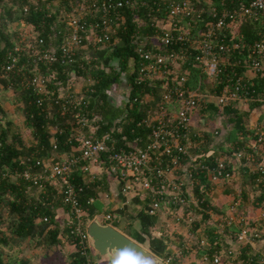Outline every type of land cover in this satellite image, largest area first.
I'll return each instance as SVG.
<instances>
[{
	"label": "built area",
	"instance_id": "1",
	"mask_svg": "<svg viewBox=\"0 0 264 264\" xmlns=\"http://www.w3.org/2000/svg\"><path fill=\"white\" fill-rule=\"evenodd\" d=\"M61 1L25 0L23 10L31 6L43 10V17L50 18L53 7ZM142 9L151 18L145 24L139 20ZM125 10L132 12L137 22L131 43L136 53L129 60L131 71L136 72L135 83L144 91L141 101L152 99V105L139 121L148 131L128 136L122 132L119 120H115L111 129L96 135L100 126L96 120L98 114L89 107L93 78L77 76L70 68L64 83L57 79V87L51 88L47 81L57 78L55 70L44 71L39 63L60 60L63 65L71 66L78 53L88 57L93 46L109 48L118 43L120 30L126 28ZM245 20L263 25L259 37L252 42L245 41L237 29V23ZM56 23L63 35L59 52L56 53L55 46L42 49L32 43L29 47L16 44L8 50L9 61L2 65L0 75L10 70L20 75L24 87L38 94L36 105L45 108L48 100L50 114L53 109L49 107L55 105L72 132L64 141L65 150L55 151L58 141L53 136L51 153L46 157L35 156L34 164L28 166H35V171L24 168L15 173L37 187L47 183L56 189V195L69 212L65 226L79 254V264H96L89 252L84 219L87 207L80 194L92 186L96 194L86 198V204L100 195L107 197L109 192L99 195L98 191L102 174L120 180L122 194L142 195L146 199L144 213L173 214L174 220L184 221L191 229L194 222H199L194 211L202 213L211 202V189L216 184L236 182V169L241 172L239 163L247 162L254 186L262 189L258 203L264 209L263 134L258 128L254 131L258 135L254 151L242 146L233 154L202 159L191 150L202 135L199 108L215 104L242 109L251 101L264 99V88L257 86L258 76L264 74V0H70L68 7H60ZM36 33L28 35L41 42ZM22 49L28 57L24 61L17 54ZM194 74L197 80L191 84ZM130 89L127 83L123 101L129 100ZM132 100L136 101L137 97ZM50 128L58 133L63 130L58 123ZM213 131L218 130L213 128ZM246 145L253 144L248 140ZM77 168L81 182L74 181ZM241 193L239 186L226 213L220 214L218 235L212 241L208 234L199 239V246L212 249L204 253L203 260L233 264V258H241L243 264H264V230L237 210L241 201L237 196ZM48 218L43 216V220ZM231 224L237 228L231 229ZM187 244L184 239L180 249L162 258V264H179L178 257L188 250ZM249 244L252 248L245 253Z\"/></svg>",
	"mask_w": 264,
	"mask_h": 264
},
{
	"label": "trees",
	"instance_id": "2",
	"mask_svg": "<svg viewBox=\"0 0 264 264\" xmlns=\"http://www.w3.org/2000/svg\"><path fill=\"white\" fill-rule=\"evenodd\" d=\"M25 0H0V74L2 72V65L9 61L8 50L13 48L16 44L21 47H29V44H34L35 47L40 46L42 49H48L50 46H55L56 53L60 51L59 46L62 42L63 35L58 32V24L56 19L58 17L60 7L63 5L68 7L70 0H62L53 7V15L43 17V10H35L29 6L27 11L23 10ZM218 2V0H214ZM69 9V8H68ZM140 11L139 20L141 23H148L150 17H147ZM126 15V28L119 32V42L109 46L107 60L108 65H102L96 58L82 56L83 52L78 53V57L71 66L63 65L60 60L53 61L52 63L40 62V67L44 71L51 72L55 70L57 78L47 81L48 87H57V79L62 82L68 78L69 69L71 68L77 76L92 77V96L90 97L89 107L94 109L98 114L96 119L100 124L96 135H100L106 130L111 129L115 120H119L122 126V132L128 136H133L137 133L148 131L143 125L139 123L141 118L145 115V110L149 106L148 103L141 101L142 93L140 86L135 83V71H131L129 59L131 56L136 57L132 41L134 40L133 30L136 27V19L134 14L125 10ZM20 20L24 23V27L20 26ZM16 23L18 27L23 30H13L11 24ZM55 24V26H50ZM147 26V24H146ZM263 25L260 22L245 20L237 23V29L242 37L247 42H252L259 37ZM121 29V28H120ZM39 31V32H38ZM22 32H37L39 40L34 41L29 35V42L26 38H22ZM36 38V37H35ZM18 56L21 57L20 61L27 60L25 50L17 51ZM89 58V59H88ZM117 63V68L115 66ZM122 71L126 72V79L131 85L128 92V101H122L121 105H114L108 98V90L112 83L119 81V76ZM193 78L197 80V74ZM257 86L259 89L264 88V74L258 76ZM0 88H10L13 93L14 101L20 105V110L24 115V121L30 133L33 136L32 143L27 145L24 143L22 133L16 128H12V118L4 109L3 101L0 98V264H27L20 259H12L11 257L3 258V253L9 250V244L20 245L26 238L35 240L36 246L51 247L57 244L60 239L57 233L60 231L55 222V206L59 205L60 197L56 195V189L52 185H46L42 188L37 187L24 176H17L15 172L22 171L24 168L35 171V166H28L30 163L34 164L35 156L46 157L51 153V139L53 136L58 141V148L55 151H63L65 147V139L72 134L69 127L65 125L64 118L56 111V106L51 105L49 109H53L52 113H48V100L45 101L44 106L36 105V98L38 94L30 87H24L21 83L20 75L14 71H8L6 75H0ZM154 89V88H152ZM149 90V89H148ZM41 96V95H40ZM137 97L136 101L132 98ZM262 100H254L249 103L247 109H239L236 105L220 107L215 104H210L206 107L198 109L197 113L206 117L210 115L215 119L216 116L225 115L226 123L225 130L221 129L218 132H204L201 135L200 145L204 149L203 156L207 151L210 153L204 157L207 159L214 157L212 151L218 147L220 153L233 154V152L242 146L246 149L254 151V143L258 135L254 132L255 129L248 128L245 124L250 116L257 114L260 110ZM56 114V115H55ZM261 116L264 114H260ZM69 116V115H67ZM228 121V122H227ZM60 124L63 127L61 133L50 128L51 124ZM199 124L201 122L199 121ZM54 131H53V130ZM219 133V134H216ZM219 135L221 139L216 138ZM203 139V140H202ZM217 139L218 144L215 143ZM219 139V140H218ZM250 140L253 145L247 147V141ZM215 154L216 151H215ZM218 155V154H217ZM255 159L256 156L254 155ZM245 159V158H242ZM254 159V161H255ZM31 168V169H30ZM242 170V169H241ZM14 172V174L12 173ZM74 181L81 182L82 177L80 171L75 169ZM251 185L254 182V176L250 177ZM260 190L261 187H260ZM96 194V189L92 186L86 188L81 194L80 199L84 203L87 210L84 214L85 222L89 223L92 218L99 212L96 205V199L92 203H85L86 198L90 195ZM247 191L244 189L242 197L247 198ZM215 209V206L213 205ZM48 216V220H43V216ZM209 216L205 214L204 219ZM254 223V222H253ZM214 223L207 225V230L215 228ZM64 231L70 236L68 228L65 226ZM73 241V238L70 236ZM245 246L244 252L247 251ZM202 252L203 249H199ZM212 249H209L210 253ZM243 253V255H245ZM169 254V250L164 256ZM75 263H80V257L75 251ZM193 264V262H191ZM71 264H74L72 260ZM195 264H216L210 260L195 262Z\"/></svg>",
	"mask_w": 264,
	"mask_h": 264
},
{
	"label": "crops",
	"instance_id": "3",
	"mask_svg": "<svg viewBox=\"0 0 264 264\" xmlns=\"http://www.w3.org/2000/svg\"><path fill=\"white\" fill-rule=\"evenodd\" d=\"M106 48V47H105ZM101 48H98V50ZM90 57V56H88ZM130 60V59H129ZM113 62V61H111ZM117 64V63H115ZM103 65V64H102ZM117 68V66H116ZM122 75H125L122 77ZM125 78V86L128 83L126 79V72L122 71L120 73L119 81L121 79V82H123ZM116 82V81H115ZM118 82V81H117ZM141 88V87H140ZM141 93L143 94L144 91L142 88L140 89ZM155 95L158 94L157 88H155ZM109 95V93H108ZM111 95V94H110ZM122 97L123 94L121 95V98H118V101H115V103H112L111 99L110 102L114 105H121L122 103ZM110 98V97H108ZM152 100V99H151ZM151 100L145 102L150 104L147 109L152 105ZM252 102V101H251ZM250 102V103H251ZM249 104H246L245 107H242L243 110L247 109ZM260 114H264V103L261 104L260 110L257 111V114L250 116L245 124L248 127H255V130L257 128L262 132L263 134V151H264V118L261 117ZM264 116V115H263ZM197 117V116H195ZM199 121L201 122V125H206L207 124V118L205 119L203 117L199 118ZM222 123L221 126L225 130V120H221ZM204 123V124H203ZM200 125V127H201ZM201 127V132H212L213 128H216L217 130H221L222 128L217 125V127ZM222 129V130H223ZM215 132V131H213ZM221 132V131H220ZM198 137V136H197ZM203 140V139H202ZM201 138L199 137L198 144L195 146H192L191 150L195 153L199 154V157L202 159H207V157H204L206 154L210 153V151H207L206 154L203 156L202 151L204 150L202 146L200 145ZM217 153V152H216ZM212 154L216 156L215 151H212ZM211 159V158H210ZM244 161V160H243ZM252 161V160H251ZM239 168L242 169L241 172L247 173V168L248 164L247 162H241L239 163ZM245 180V179H244ZM120 186L121 182L120 180L116 179L115 177H108L106 174H102V184L99 190V195L106 192H109V195L107 197L100 195L98 200L103 202L104 207V214H100L102 216L110 217L113 220L116 221V225L111 224L112 226L116 227L132 239L136 240L139 242L141 245H143L145 248L149 249L152 251L155 255L158 256V254L164 255L168 250L169 254L172 253L175 249H177L179 246L183 245V237L182 231L190 229V226H187L186 224L184 225V228L181 227V222L182 220H174L175 216L172 217L173 214H163L162 212H158L155 214H148L143 212V203L145 202V198H143L142 195L130 192L128 194H122L120 191ZM257 188V187H256ZM253 188V193L257 198H260V189L258 188ZM232 184H216L211 192V198L213 201L217 202L218 204L221 203L224 207H226V204L231 201L235 193H232ZM254 201V200H253ZM206 210L201 213L200 210H198L199 213H201V217H203L204 214L208 215L210 213V209L214 210L213 204L209 202V205L206 206ZM242 213L244 212V208L241 207L240 209ZM55 211V222H57V226L59 227V232L57 233L58 239L60 241L53 245L58 247L60 249V253L58 256L53 255L52 253H49L47 255H40L36 254L37 256L35 260H32L31 258L27 257H19L18 259L23 260L27 264H71L72 260L75 263V245L74 241L70 238V236L64 231V227L66 222L68 221L69 218V212L67 209L66 205H63L62 202H59V205L55 206L54 208ZM255 211L257 212L258 216H256V219H262V223H264V212L261 211L259 208H256ZM199 217V216H198ZM201 223L199 222H194V225H192L191 229H197V227ZM202 225V224H201ZM208 225V224H207ZM207 225L205 227L202 226V230H198V237L202 236L203 232L206 231ZM216 226V224H215ZM177 234V236L174 235V233ZM35 241V240H33ZM35 244V242H34ZM228 245V244H227ZM40 246V245H39ZM42 246V245H41ZM54 248V250L56 249ZM42 249L48 248L47 246L40 247ZM249 249L252 248V244H249L248 247ZM39 248H34L38 253L42 250ZM50 249V246H49ZM200 249H203L202 252H197L194 250L196 254H191L193 251H189L188 254L184 257L186 262H199V261H207L203 260L204 253H206L208 250V246L204 245L200 247ZM53 250V249H51ZM40 255V256H39ZM55 256V257H54ZM92 256V254H91ZM93 257V256H92ZM108 255H99L98 252L94 253V261L96 264H108ZM38 263H37V262ZM195 261V262H194ZM242 259H239V262H234L233 264H243ZM192 264V263H191Z\"/></svg>",
	"mask_w": 264,
	"mask_h": 264
},
{
	"label": "rangeland",
	"instance_id": "4",
	"mask_svg": "<svg viewBox=\"0 0 264 264\" xmlns=\"http://www.w3.org/2000/svg\"><path fill=\"white\" fill-rule=\"evenodd\" d=\"M19 23H20V26L21 27H24L22 25L23 23H22L21 20H20ZM10 26H11V28L13 30L14 29L15 30H17V29L23 30L22 28L18 27V24H16V23L11 24ZM28 34L29 33H27V32H22V38H26V36ZM98 48H101V49L98 50ZM109 50H110V48H107V47L105 48L103 45H101L99 47H98V45H96L95 47L93 46V48H91L89 50L88 54H89L90 58H96L97 60L100 59L99 62L101 64L108 65L107 64L108 63L107 57H108V51ZM112 60H113V58L111 59V61ZM123 76H125V75H122V77ZM195 81L196 80L193 77L190 78V83L191 84H195ZM77 85H78V83H77ZM123 89H126V86H125V78H124L123 82H121V79H120V81L114 82V83L111 84V86H110V88L108 90V93H109L108 97H110L109 99H111V100L114 99L113 101H111L112 103H115V101H118V98L120 99L121 98V95L122 94H125V91ZM126 93H127V90H126ZM0 98L3 101V106L5 107L4 109L8 112L9 116L12 118V123H13L12 124V128H14V129L16 128V130H18V131H20L22 133V136H23V139H24V143L27 142V145L28 144H31L32 143L33 136L30 133L29 128H27L26 125H25L24 115H23L22 111L20 110V107H19L20 105H18V103L14 101L12 90L10 88H0ZM261 117L264 118L263 115ZM206 118H207V124L206 125H201V127H204L203 129H205L206 127H217V125L222 128V126L220 124V123H222V121H221L222 119L225 120L224 122L226 123V119H225L226 117H225V115H223V116L218 115V116L215 117V119L212 118L210 115H206ZM195 120L197 121V117L195 118ZM248 128H252V127H248ZM253 129H255V127ZM218 131H220V130H218ZM83 132L86 133V131H83ZM216 134H219V133H216ZM219 135H217L216 138L221 139V137H219ZM215 140H216L215 143L218 142L217 139H215ZM216 144H218V143H216ZM215 151L217 152L218 155L222 153V152L220 153V149L218 147L215 149ZM258 151L261 152L260 149H258ZM225 154H227V153H225ZM233 161H235V160H233ZM236 170H237V172H236V174H237V176H236L237 181L234 182V183H231L232 184V187H233L232 193L233 192L235 193L236 190L239 188V186H241L242 192L245 189L247 191V193H248L247 194L248 196H247L246 199H244L242 197V193H241V196H237V198L238 197H241V201H240V204L237 206V210H240L241 207L244 208V212H246L245 214H247L248 220L249 221L252 220L254 222V224L260 226V229L264 230V223H262V219H258V220L255 219L256 216H258V214L255 211V209L256 208H259V207H260V209L262 211H264V209L261 208L260 204L258 203L259 199L253 193V188H256V186H254V182H253L252 185L250 183V178L249 177L252 174H250L248 171H247V173L246 172L243 173V172H239L238 169H236ZM231 184H228V185H231ZM258 188L260 189V187H257L256 190ZM99 190H101V189L98 188V191ZM208 199H210V198L208 197ZM210 200H211V203L215 206V209L214 210L210 209V213L208 214V216H209L208 219H204L205 214L203 215V217H201V213H199L197 210H195L194 212H195V215L199 216L198 217L199 222L200 223L203 222L202 225L203 224H206V225L208 224V226H210L209 224H211V223L216 224V227L213 228V229H211L210 232L207 229H206L205 232H203V234H208L209 241H212L214 239V236L215 235H218L216 229L218 228L217 227V224H220V222H221V215L220 214H225L226 213V211H227V209L229 207V204L232 202V200L229 201L226 204V207L223 206L224 204L221 205V203L218 204L217 202L213 201L212 199H210ZM95 203H96V205L98 207V211L99 212L93 218L97 217L99 219V221H102V222H105V223L106 222H109V223L114 224V225L117 226L116 221L113 220L112 218L106 217V216H102V217L100 216V214H104L103 211H104V207L105 206L103 205V202H101L100 200H97ZM178 222L179 221H177V223ZM180 222H181V224H180L181 227L184 228V225L186 223L184 221H180ZM87 225H88V223H87ZM202 225L200 224L197 227L196 230L195 229H188V230L182 231L183 237H185V239L188 241V244H187L188 250L182 251L181 258L178 257L177 262L179 264H191V262L190 263L189 262H186L184 257L188 254L189 251H193L191 254H196L194 252V250H196L198 252V250L200 249L201 246H199V239L202 236H200L198 238H197V236H198V230H202ZM230 228L231 229H236L237 226L235 224H231L230 225ZM188 232H189V234H188ZM174 235L177 236L176 233H174ZM88 241H89V244H90V240L89 239H88ZM34 242L35 241L26 238L18 246H16V244H9V247H10L9 250H10V252L7 251L6 253H3V258H6L7 259V257H11L12 259H18L19 257H21V258L22 257H27V258L29 257L32 260H34V258H35V260L38 261V259H36L37 256H35L36 254L47 255L49 253H52L55 256H58L59 254H62V253H60L61 250L58 249V247H56V246H51L50 249H49V247L46 248V249H42L40 247H43V246H36L34 244ZM55 247H56V249L54 250ZM180 247L181 246H179L174 251H177L178 249H180ZM34 248H39V249H42V250L38 253L36 250H34ZM51 249H53V250H51ZM247 250H250V249L248 248ZM89 252H90V254H92L93 257H94V253L97 252V251H95L93 249V247L91 246V244H90ZM163 257H164V255H162L160 253L158 254V258L160 260H162ZM234 262H239V258H235V259L233 258V263ZM161 264H162V261H161Z\"/></svg>",
	"mask_w": 264,
	"mask_h": 264
},
{
	"label": "water",
	"instance_id": "5",
	"mask_svg": "<svg viewBox=\"0 0 264 264\" xmlns=\"http://www.w3.org/2000/svg\"><path fill=\"white\" fill-rule=\"evenodd\" d=\"M87 234L90 244L95 251L101 255H110L118 247L125 244H133L142 249L144 253L153 258V264H161L157 255L145 248L136 240L132 239L116 227L109 223L99 221L97 217L93 218L87 225Z\"/></svg>",
	"mask_w": 264,
	"mask_h": 264
},
{
	"label": "clouds",
	"instance_id": "6",
	"mask_svg": "<svg viewBox=\"0 0 264 264\" xmlns=\"http://www.w3.org/2000/svg\"><path fill=\"white\" fill-rule=\"evenodd\" d=\"M108 264H153V258L136 245L125 244L109 255Z\"/></svg>",
	"mask_w": 264,
	"mask_h": 264
}]
</instances>
